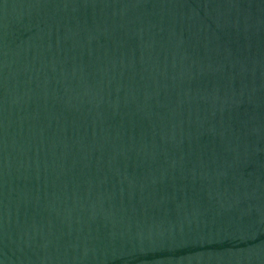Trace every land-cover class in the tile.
<instances>
[{
  "label": "water",
  "instance_id": "water-1",
  "mask_svg": "<svg viewBox=\"0 0 264 264\" xmlns=\"http://www.w3.org/2000/svg\"><path fill=\"white\" fill-rule=\"evenodd\" d=\"M0 264H264V0H0Z\"/></svg>",
  "mask_w": 264,
  "mask_h": 264
}]
</instances>
